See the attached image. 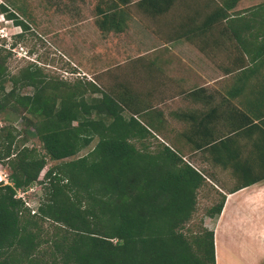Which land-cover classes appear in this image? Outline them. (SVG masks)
Segmentation results:
<instances>
[{
    "label": "trees",
    "instance_id": "1",
    "mask_svg": "<svg viewBox=\"0 0 264 264\" xmlns=\"http://www.w3.org/2000/svg\"><path fill=\"white\" fill-rule=\"evenodd\" d=\"M0 10L25 27L4 5ZM7 80L31 90L4 91ZM64 86L36 67L5 78L0 64V113L12 108L26 114L32 128L26 134L37 138L42 151L14 148L13 128L0 126V132L6 129L0 133V164L8 168L9 182L0 184V264H215L212 230L189 236L181 231L194 211L201 175L166 144L153 152L137 148L132 139L154 134L124 99L94 82ZM84 89L99 96L84 99ZM94 137L92 147L75 156ZM47 159L54 163L44 168ZM34 182L42 193L30 214L13 195ZM223 198L213 205L214 215ZM44 220L54 232L41 239L38 222Z\"/></svg>",
    "mask_w": 264,
    "mask_h": 264
},
{
    "label": "crops",
    "instance_id": "2",
    "mask_svg": "<svg viewBox=\"0 0 264 264\" xmlns=\"http://www.w3.org/2000/svg\"><path fill=\"white\" fill-rule=\"evenodd\" d=\"M87 19L98 82L112 69L113 93L223 195L215 264H264V7L97 0Z\"/></svg>",
    "mask_w": 264,
    "mask_h": 264
},
{
    "label": "rangeland",
    "instance_id": "3",
    "mask_svg": "<svg viewBox=\"0 0 264 264\" xmlns=\"http://www.w3.org/2000/svg\"><path fill=\"white\" fill-rule=\"evenodd\" d=\"M97 0H0V5H4L7 10L14 12L18 20H21L25 27L16 24L5 16L0 10V64L2 65L5 78L19 76L20 72L27 66L38 68L39 71L52 82H63L65 86L62 90H69L79 80L81 82H94L107 92H114L112 88V69L106 73L108 80L106 85L98 82V66L94 61L95 53H88L92 48L93 40H90L89 29L82 27L80 20H86L88 12ZM264 3V0H247L248 5ZM77 13L70 14V13ZM70 14V15H69ZM79 22V23H77ZM84 29V30H82ZM93 30L94 27H93ZM92 34L96 35L95 31ZM119 76V72L117 74ZM119 81H115V84ZM19 81L12 84L11 81L3 83L4 91L15 86L20 93L30 92V87L19 85ZM83 90V89H81ZM86 90V89H84ZM99 93H89L84 91L82 97H98ZM116 98L124 99L121 95L113 93ZM140 97V95H137ZM136 98V97H134ZM142 98V97H141ZM125 101V99H124ZM122 114L127 117L129 111L123 110ZM1 126L13 128L15 134L13 140L14 148L21 146L34 147L40 152V144L35 136L27 135V131L32 128L26 116L19 115L12 108L3 109L0 113ZM139 120V116H137ZM143 122V118L141 120ZM158 129L160 132L161 129ZM166 129V128H164ZM6 129L1 130V134ZM173 130H175L173 128ZM158 132V133H159ZM161 134V133H160ZM175 135V134H174ZM168 138V137H166ZM175 139V136H173ZM96 137L81 149L75 156H80L89 150L94 144ZM137 148H144L148 151H155L161 147V143L155 135L146 136L139 140H131ZM144 146V147H142ZM175 146V144H174ZM175 150V147H173ZM54 161L47 159L46 165L50 166ZM8 168L5 164H0V173L7 177ZM30 188V189H28ZM25 193L26 202L36 209L41 197L42 189L40 184L34 182L28 186ZM219 194L211 191L208 186H201L195 196L194 211L189 220L183 225L181 231L187 236L198 233L201 228L211 229L214 211L213 205L217 204ZM216 215V214H215ZM39 238L45 239L52 237L54 228L50 221H39ZM41 248H46L41 245Z\"/></svg>",
    "mask_w": 264,
    "mask_h": 264
},
{
    "label": "built area",
    "instance_id": "4",
    "mask_svg": "<svg viewBox=\"0 0 264 264\" xmlns=\"http://www.w3.org/2000/svg\"><path fill=\"white\" fill-rule=\"evenodd\" d=\"M0 126H1V123H0ZM0 184L1 185L2 184H9V182L7 180V177L5 178L3 175H1V173H0ZM25 189H23V188H16L13 196L15 198H18V199H20L22 201L23 206H25V207H27L29 209V213L30 214H34L36 212V209H34L33 207H31L29 205V203L26 202V199H25L26 190ZM28 189H30V188H28Z\"/></svg>",
    "mask_w": 264,
    "mask_h": 264
}]
</instances>
